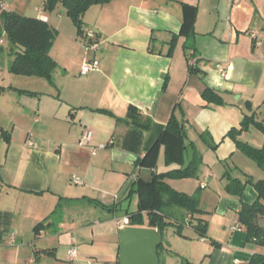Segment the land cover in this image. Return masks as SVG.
I'll return each mask as SVG.
<instances>
[{
	"label": "crops",
	"instance_id": "obj_1",
	"mask_svg": "<svg viewBox=\"0 0 264 264\" xmlns=\"http://www.w3.org/2000/svg\"><path fill=\"white\" fill-rule=\"evenodd\" d=\"M8 1L7 11L48 22L59 36L51 51L57 64L54 84L25 77L21 85H0L10 88L0 93V141L5 145L0 155V264H117L120 230L127 227L119 223L129 212L122 209L120 194L151 173L137 169L138 157L122 147L130 106L158 124L166 125L173 116L184 123L186 152L166 163L162 146L153 172L198 163L197 178L167 180L176 191L198 198L202 214L195 218L207 224L201 238L189 224L192 217L186 218L192 233L183 238L189 249L181 251L182 260L175 264H248L253 255L264 254V247L248 242L239 227L242 204H253L256 190L247 185L240 200L226 189L229 177L264 179V170L256 177L242 168L243 153L227 136L241 129L246 116L255 115L264 125V0H114L96 5L83 18L84 29L96 33V50L79 36L61 5L53 12L36 7L32 16L28 0ZM184 5L197 9L193 36L187 25L192 16L186 24ZM5 40L0 11L1 48ZM7 50H0V60L7 55L9 72L14 57ZM94 59L101 71L82 76L84 64ZM218 66L227 70V78ZM207 88L224 104L204 99ZM86 129L94 132V146H107L96 156L80 144ZM239 140L264 146V134L255 127ZM73 176L83 184H74ZM89 199L119 208L104 210ZM60 207L64 216L56 227L52 217ZM72 248L77 250L74 262L68 256ZM170 248L164 250V264L175 255L174 245Z\"/></svg>",
	"mask_w": 264,
	"mask_h": 264
},
{
	"label": "trees",
	"instance_id": "obj_2",
	"mask_svg": "<svg viewBox=\"0 0 264 264\" xmlns=\"http://www.w3.org/2000/svg\"><path fill=\"white\" fill-rule=\"evenodd\" d=\"M112 1L114 0H45L44 9L53 12L58 5L63 6L67 16L76 26L79 36L84 38L83 18L87 11L93 6L104 5ZM184 10L186 24L189 20L187 18L192 16L187 25L190 27L191 36H193L197 9L190 5H184ZM1 19L2 32L10 44L14 57L9 67V73L27 78L36 77L54 84L53 74L57 69V64L51 57V51L59 36V31L48 22L34 17H26L14 11H1ZM175 43L176 39L171 43L172 49ZM0 50H2L1 47ZM192 61L190 62L191 73L195 71L196 67V62L194 61L195 64H192ZM9 89L0 86V93ZM23 93L35 95L30 92ZM203 97L210 103L224 104L223 99L212 89L207 88L203 92ZM126 120L129 130L122 147L138 157L135 162L137 169H147L151 172L149 179L139 176L129 185L127 199L136 194L138 208L135 212H127L128 226L144 227L146 225L143 219L145 213L148 215L147 227L157 230L161 238L168 227L176 228V233L180 237H185L183 231L187 226L186 218L190 216L192 220L189 224H193V229L199 237L205 238L207 224L202 219L195 218L196 215L202 214L198 198L176 191L167 182V180L197 178L198 163L192 162L185 169L165 174L153 172L157 166L162 146L165 147L166 163H170V156H173L174 160H178L181 154L186 152L189 145H186L184 123L173 116L166 125L158 124L150 117L144 116L134 106L129 107ZM250 127H255L264 134V125L256 121L255 115H251L244 118L240 130L233 129L227 136L234 140L238 149L246 157L264 170V146L255 148L239 140L242 132L248 131ZM229 180L227 192L240 200H242L247 185H252L256 190L258 199L253 204H242L239 212V227L245 231L248 242H255L263 246L264 227L260 221L264 219V179L257 182L252 180L242 182L240 179L229 177ZM89 202L104 210L111 211L119 208V204L106 206L93 199H89ZM41 226L42 224L38 225L36 229ZM162 245L158 249L159 256ZM212 245L219 246L214 241H212ZM44 253L54 255L52 251ZM117 264H120L119 260ZM248 264H264V255H253Z\"/></svg>",
	"mask_w": 264,
	"mask_h": 264
},
{
	"label": "rangeland",
	"instance_id": "obj_3",
	"mask_svg": "<svg viewBox=\"0 0 264 264\" xmlns=\"http://www.w3.org/2000/svg\"><path fill=\"white\" fill-rule=\"evenodd\" d=\"M9 3V1H8ZM45 2H43V0H28V7L29 8V12L28 15H32L35 16V9L36 7H41L44 5ZM61 8L63 10H65L63 8V6H61ZM5 45L2 47V49L4 50V52H8L7 48L10 47V44L8 43V40H5ZM7 50V51H6ZM5 56V58L1 61L0 60V73L3 74L2 77H0V85H21L20 82L27 80L25 77H21V76H15V75H11L8 72V62H7V55L3 54ZM22 87V86H21ZM1 121V119H0ZM4 141H0V155H3L4 152ZM103 150L98 151L97 154H99L100 152H102ZM239 158L241 159L239 161V164H241L242 168L244 169H250L252 171H254V174L256 175V177H260L262 174V169H258V165L256 163H254L252 160H250L249 158L245 157V155L243 154H239ZM3 158V157H2ZM146 171H148L147 169H145ZM233 172V171H232ZM145 172H143L142 174H144ZM131 183V182H130ZM130 183L127 185V187H125L124 191L120 194L122 196V200H121V205L123 206L122 209L128 210L129 212H134L137 210L138 208V196L132 195L129 199H127L128 196V188ZM119 195V194H118ZM61 207H65V204H63ZM59 208V210L56 212V214L54 215V217H52V220L55 224V226L57 227L58 222L62 220L63 216H64V210L63 208ZM99 212L104 213L102 210H99ZM106 215H108V213L105 212ZM143 219L145 224H147L148 222V215L144 213L143 215ZM261 221L264 222V219H262ZM121 223H123V219L120 220ZM124 225V224H123ZM262 226H264V223H261ZM192 232L185 228V230L183 231V234L190 236ZM162 241H163V245H162V249L160 250V261L161 264H164L165 261V249H171L170 245H174V251L173 252L175 255L174 257H171L169 259V262H167L168 264H175L176 262H179L180 260H182V255L180 253L185 252L189 249V245H187V242L184 240L183 237H180L177 233H176V228L174 227H168L163 235H162ZM195 240L199 242V238L197 239L195 237ZM261 247H264V245H258ZM172 247V246H171ZM182 251V252H181ZM264 255V254H263ZM168 259V258H167ZM168 261V260H167ZM185 262V259H184Z\"/></svg>",
	"mask_w": 264,
	"mask_h": 264
},
{
	"label": "water",
	"instance_id": "obj_4",
	"mask_svg": "<svg viewBox=\"0 0 264 264\" xmlns=\"http://www.w3.org/2000/svg\"><path fill=\"white\" fill-rule=\"evenodd\" d=\"M163 241L157 230L125 227L120 230V264H160L159 247Z\"/></svg>",
	"mask_w": 264,
	"mask_h": 264
},
{
	"label": "built area",
	"instance_id": "obj_5",
	"mask_svg": "<svg viewBox=\"0 0 264 264\" xmlns=\"http://www.w3.org/2000/svg\"><path fill=\"white\" fill-rule=\"evenodd\" d=\"M7 7H8V0H0V11L7 10ZM253 37L256 38L255 36H253ZM84 38L91 43L89 46L90 49L96 50L98 48V44L96 42L97 36H96L95 32L88 30V29H84ZM1 44H3L2 41H0V45ZM192 64H195V62L193 61ZM218 69H220L222 77L227 78V76H228L227 70L222 69L220 66H218ZM93 71L94 72H100L101 71V64L96 59L89 61V62L84 64V66L81 69V75L85 76L88 73L93 72ZM93 140H94V132L91 129H86L82 134L80 144L90 148L92 156H96L98 151L104 150L106 148V146H94ZM32 144L33 143L30 142V145H32ZM72 182L74 184H79V185L83 184V181L76 176L72 177ZM204 187L205 186H202V188H204ZM123 224L126 226L129 225V219L127 217H125L123 219V223H121V222L119 223V227L122 228L124 226ZM13 243H14V238L12 237L10 240V244H13ZM68 256L72 262L76 261L77 250L75 248L70 249V251L68 252ZM236 264H243V263L242 262H236Z\"/></svg>",
	"mask_w": 264,
	"mask_h": 264
}]
</instances>
